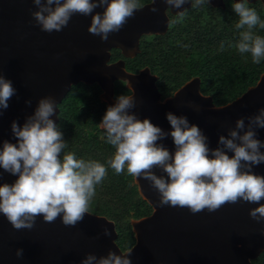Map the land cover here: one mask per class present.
<instances>
[{
    "label": "water",
    "instance_id": "95a60500",
    "mask_svg": "<svg viewBox=\"0 0 264 264\" xmlns=\"http://www.w3.org/2000/svg\"><path fill=\"white\" fill-rule=\"evenodd\" d=\"M256 1L264 8V0H248V3ZM189 5L175 9L163 0H151L134 10L118 32L101 41L87 31L91 15L75 14L61 31L48 33L40 30L30 14L38 10L32 0H0V75L10 79L16 89L7 109L0 112V142L15 143L11 122L22 124L40 98L51 96L58 106L72 85L96 84L101 90L100 101L109 107L115 103L113 85L121 81L133 95L135 107L130 111L139 119L147 118L167 132L170 125L165 114L183 115L202 130L208 146L216 148L218 137L227 136L236 119L264 107V72L239 97L215 106L209 96L199 92L196 78L160 100L156 78L147 68L132 74L125 71L122 60L109 63L112 49L119 50L124 58H133L138 53L141 36L165 33L167 11L175 15ZM209 5L224 6L223 0H209ZM153 8L155 12L151 11ZM57 113L58 108L50 116L55 124ZM257 138L264 140V129L257 130ZM157 143L170 152L175 150L171 137ZM252 170L264 176V163ZM151 171L166 177L155 166ZM15 179L0 169V183L10 184ZM133 182L152 212L130 222L135 239L129 254L131 264H251L264 252V235H261L264 223L249 216V209L257 204L238 201L225 203L213 212L204 209L192 213L187 207L159 206L158 193L148 180L133 177ZM115 239L113 223L88 212L74 226H65L60 216L53 222H45L38 215L31 229L19 230L0 215V264H80L86 254L106 256L109 250L119 254ZM17 248L23 250L19 258L15 255Z\"/></svg>",
    "mask_w": 264,
    "mask_h": 264
},
{
    "label": "clouds",
    "instance_id": "9594fccd",
    "mask_svg": "<svg viewBox=\"0 0 264 264\" xmlns=\"http://www.w3.org/2000/svg\"><path fill=\"white\" fill-rule=\"evenodd\" d=\"M163 2L175 9L186 3L192 8L209 5V0ZM32 3L38 10L30 14L41 31L59 32L73 15H91L87 31L101 41L118 32L138 8L136 0H32ZM247 4L248 0L231 3L232 12L238 17L235 23L238 39L228 47H234L241 56L249 54L253 64H260L264 60V36L253 30L257 26L264 29V20ZM96 8L103 11L94 12ZM185 10L175 13L174 22L184 18ZM219 48L224 50L223 42ZM15 92L12 81L0 75V112L7 109ZM134 107L133 95H119L99 122L105 143L115 149L106 161L109 168L116 174L126 169L128 175L148 180L158 193L159 206L187 207L196 213L204 209L213 212L225 203L248 202L258 205L249 209V216L264 223V203H260L264 199V176L252 170L264 163L261 151L264 140L257 138V130L264 129V107L236 119L227 136L218 137L216 148L208 146L202 130L190 124L185 116L166 113L170 130L165 132L149 119H139L130 111ZM56 108L53 97L40 98L22 124L11 122L15 143L0 142V169L16 177L10 184L0 183V215L14 229H31L38 215L45 222H53L60 216L65 226H74L88 211L95 188L106 175L104 164L77 159L73 153L64 152L67 143L63 133L50 119ZM165 137H171L174 151L157 143ZM154 166L166 177L154 174L151 171ZM131 251L129 248L117 254L109 250L100 257L86 254L80 264H131ZM22 253L17 248L15 255L19 258Z\"/></svg>",
    "mask_w": 264,
    "mask_h": 264
},
{
    "label": "trees",
    "instance_id": "16d2710c",
    "mask_svg": "<svg viewBox=\"0 0 264 264\" xmlns=\"http://www.w3.org/2000/svg\"><path fill=\"white\" fill-rule=\"evenodd\" d=\"M141 7L151 0H136ZM232 0H223V7L205 5L185 10L179 22L168 11V25L164 34L141 36L138 53L133 58H124L119 50L110 51L109 63L124 62L128 73H138L147 68L153 75L160 100L172 96L183 84L196 78L199 92L209 96L215 106L230 103L258 81L264 72V60L253 64L251 56H241L229 43L235 44L238 32L235 23L238 17L232 12ZM264 20L261 2L248 3ZM255 34L264 36V29L255 28ZM221 42L225 48L220 50ZM100 88L96 84L72 85L58 104V129L67 143L65 153L71 152L77 159L95 160L106 167V175L95 188L88 204V213L111 221L116 234L115 244L121 252L131 248L135 239L130 222L147 217L151 207L139 196L133 176L125 171L116 174L107 166L115 149L106 144L99 122L108 107L101 102ZM130 95L125 83L113 85V99ZM251 264H264V252Z\"/></svg>",
    "mask_w": 264,
    "mask_h": 264
},
{
    "label": "flooded vegetation",
    "instance_id": "af4514ba",
    "mask_svg": "<svg viewBox=\"0 0 264 264\" xmlns=\"http://www.w3.org/2000/svg\"><path fill=\"white\" fill-rule=\"evenodd\" d=\"M169 12V11H168ZM116 62V61H115ZM114 63V62H113Z\"/></svg>",
    "mask_w": 264,
    "mask_h": 264
},
{
    "label": "rangeland",
    "instance_id": "374dc122",
    "mask_svg": "<svg viewBox=\"0 0 264 264\" xmlns=\"http://www.w3.org/2000/svg\"><path fill=\"white\" fill-rule=\"evenodd\" d=\"M167 14V13H166Z\"/></svg>",
    "mask_w": 264,
    "mask_h": 264
}]
</instances>
